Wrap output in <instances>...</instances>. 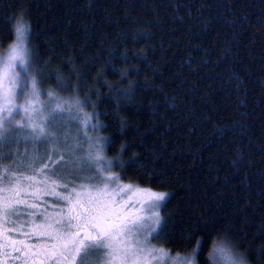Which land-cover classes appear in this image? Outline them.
Returning <instances> with one entry per match:
<instances>
[{"label":"trees","instance_id":"trees-1","mask_svg":"<svg viewBox=\"0 0 264 264\" xmlns=\"http://www.w3.org/2000/svg\"><path fill=\"white\" fill-rule=\"evenodd\" d=\"M20 14L40 89L86 101L120 180L171 193L158 244L264 264V0H0V54Z\"/></svg>","mask_w":264,"mask_h":264},{"label":"snow or ice","instance_id":"snow-or-ice-1","mask_svg":"<svg viewBox=\"0 0 264 264\" xmlns=\"http://www.w3.org/2000/svg\"><path fill=\"white\" fill-rule=\"evenodd\" d=\"M12 31L15 42L9 46L6 55L0 56V102L3 104L0 114H6L0 119V124L9 126L0 131V162L12 161L4 165L3 179L9 184L13 181L16 184L11 189H5L11 194L4 196L0 213L5 224L19 221L20 228L30 225V230H6L22 234L27 239L14 240L5 234L3 243H0L5 259H0V264H9V261L11 264H195L194 254L191 257L173 256L164 248L151 246L152 239L164 234L167 222L155 210L166 206L171 193L149 191L143 209L151 213L149 215L142 214L133 203L121 204L111 198L109 185L116 184L122 190H132L131 185L118 184L120 175L103 174L114 166L124 168V163L117 160L114 164L103 155L104 148L110 143L109 138L88 136L89 128L97 129L100 125L92 124V117L80 123L81 102L78 99L74 104L62 102L56 93L37 87L38 82L46 77V68L33 59L28 46L31 25L24 21L23 14L19 15ZM47 63L44 61V65ZM57 80L61 81L58 87L68 86L61 77L58 76ZM41 96H47V100H41ZM20 98L24 101L22 105L15 103ZM21 110L24 120L15 122L14 117ZM96 116L93 113V117ZM69 123H77L78 127L71 142L67 134L61 136L49 130L52 127L62 129ZM29 141L40 144L51 142L56 146L62 142L65 145L63 152L58 147L53 148V152L60 155V160L54 162L52 168L45 165L36 174L43 175L47 171L65 180L63 184L54 183L49 195L55 197L57 203H63L67 210L60 208L54 215L47 207L35 203L28 205L27 200L20 199L22 195H32L34 199L38 196L27 193L21 187L22 180L31 181L33 178L16 176L11 174L12 170L36 172L34 165L41 157L29 159L25 154V157L17 159L18 152H4V148ZM65 154L72 157L71 166L64 159ZM134 162L135 157L130 163ZM77 181L81 183L77 184ZM42 182L47 184L48 181L45 179ZM55 187H60L68 195L56 192ZM78 188L88 191H77ZM29 208L33 211H28ZM13 217L16 219H11ZM21 217L28 219L22 220ZM37 219H42L43 223H35ZM33 237L39 242L28 243L27 240ZM201 247L198 241L196 250ZM209 258L212 264H235L232 249L224 242L214 244Z\"/></svg>","mask_w":264,"mask_h":264},{"label":"rangeland","instance_id":"rangeland-1","mask_svg":"<svg viewBox=\"0 0 264 264\" xmlns=\"http://www.w3.org/2000/svg\"><path fill=\"white\" fill-rule=\"evenodd\" d=\"M15 42V40H14ZM13 42V43H14ZM12 43V44H13ZM28 46H29V42H28ZM30 47V46H29ZM9 49V48H8ZM8 49L1 53L0 56H4L7 54ZM19 70V69H17ZM30 87V85H29ZM38 88H40L37 85ZM27 91V89H26ZM61 101H67L69 104H74V101L77 100L78 98H68V97H60L58 96ZM41 100H47V97L41 96L40 97ZM81 104L79 106V112H80V123H82L83 121H85L86 119H88L90 116L89 114L85 113L84 110L82 109L83 107V103H86V101L81 100L80 98L78 99ZM15 103L17 104H23V98H20L18 100L15 101ZM3 104L2 102H0V107H2ZM6 115V114H0V119H2V116ZM24 120V113L21 110L19 115H16L14 117V121L15 122H22ZM92 124H96L94 122L91 121ZM9 126L7 124H0V131H2L3 129H8ZM50 131L57 133L58 135L62 134H67L68 136V140L69 142H71L73 140V138L76 136L77 131H78V127H77V123H69L67 124L66 127L64 128H59V127H52L49 129ZM98 132H100L99 128L97 129H92L89 128L87 130V134L88 136L91 137H101V135L98 134ZM54 147H58V150L60 152L64 151L65 145L61 142L59 144V146L53 145L51 142L47 143V144H40V143H33L31 141L29 142H19V143H13L10 145V148L6 147L4 148V152H8V151H12L14 153L18 152L19 153V157L23 158L25 157V154H27V157L29 159L34 158V157H41L40 160L37 161V163L34 165V168L36 169V172H33L31 170H21V171H16L15 169L12 170L11 174H14L16 176H23V177H32L33 179L31 181L28 180H22L21 183V187L29 194L31 193H36V195L38 196V199H34L32 197V195H22L20 197V199L23 200H27L28 205L31 204H38L39 201H46V202H52L53 204H58L56 201V198L53 196L49 195V192H51L53 190V184L55 183L56 185L59 184H63L65 183V180L60 178L59 176H54L52 175L51 172H44L43 175H37L36 173L39 172V170L41 168H44L45 165H48L49 168H52L54 166V162L59 161L60 160V155L55 154L53 152V148ZM85 149H87V144L84 145ZM78 155H82V154H78ZM103 155L106 157L105 155V150H103ZM49 157H51V159H49ZM64 159L69 161V166H71L72 163V157L65 154L64 155ZM108 159V158H106ZM112 161V160H111ZM12 161H8V162H0V207H2L3 203H4V196L6 194H11V192L6 193L5 189H11L12 187L15 186L16 182L13 181L11 184L7 183L4 181L3 177H4V165L6 164H10ZM63 167V166H61ZM104 175H109V174H115L111 169L107 170L106 172L103 173ZM45 179H47V184L43 183L42 181H44ZM77 184L81 183V181H77ZM118 184H122L119 183ZM31 185V186H29ZM69 187H72L71 185ZM101 187H103V185H101ZM56 192H59L61 195H68L67 192L63 191L60 187H55L54 189ZM77 191H88V189H77ZM149 191L151 192H155V193H167L165 191H160V190H153L151 188L148 187H141V186H132V190L130 191H125L122 190L121 188L117 187L116 184H112L109 185L108 187V193L111 196V198L115 201H118L117 198L121 197L120 200H126L128 203H133L135 208L137 210H140L142 212V214L144 215H149L151 213L144 211V207H145V202L148 200V193ZM94 194V193H93ZM45 203H43L44 206ZM49 209V208H48ZM160 209H156L155 211H158L160 216H161V212ZM24 209L22 208V211ZM28 211H33L32 209H27ZM51 213H53L54 215L56 214V210L54 209H50ZM13 220H15L16 218L13 217ZM21 219H28V217H21ZM17 223H19V221H17ZM35 223L40 224L43 223L42 219H37L35 221ZM221 243V242H218ZM151 246L157 247V248H164L162 245L158 244V242L155 239L151 240ZM165 249V248H164ZM168 251V250H167ZM232 252L234 254H237V252L233 251ZM194 253H188V254H180L181 256H188L191 257ZM173 256L177 255V254H172ZM196 264V261H195Z\"/></svg>","mask_w":264,"mask_h":264},{"label":"flooded vegetation","instance_id":"flooded-vegetation-1","mask_svg":"<svg viewBox=\"0 0 264 264\" xmlns=\"http://www.w3.org/2000/svg\"><path fill=\"white\" fill-rule=\"evenodd\" d=\"M118 182L122 183L121 185L138 186V185H135V184L130 183L128 181L119 180ZM125 191H129V190H125ZM117 199H118L117 202H119L121 204L128 203L126 200H120L121 197H119ZM43 203H45L44 206H43ZM38 205H40L42 207H47V209L49 208L48 211H51L50 209L58 210L60 208H65V210H67L66 206L63 203L53 204L52 202L39 201ZM11 229H20V232L28 231V230H30V225H25L23 228H20L19 223L5 224L3 215H2V213H0V243H3V237L5 234L9 235L11 237V239H14V240L27 239L22 234H17V233L11 232V231H6V230H11ZM27 242L28 243H38L39 240L36 237H33L31 239H28ZM0 259H5L2 255V251H0ZM9 264H11L10 261H9Z\"/></svg>","mask_w":264,"mask_h":264},{"label":"clouds","instance_id":"clouds-1","mask_svg":"<svg viewBox=\"0 0 264 264\" xmlns=\"http://www.w3.org/2000/svg\"><path fill=\"white\" fill-rule=\"evenodd\" d=\"M232 254H233L234 259H235V264H248L246 255H244V254H238L237 255V254H234L233 252H232Z\"/></svg>","mask_w":264,"mask_h":264}]
</instances>
